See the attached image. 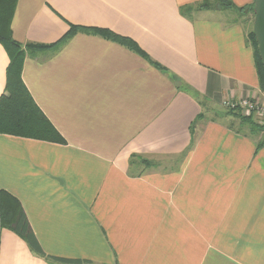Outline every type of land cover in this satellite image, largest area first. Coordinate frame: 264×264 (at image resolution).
I'll list each match as a JSON object with an SVG mask.
<instances>
[{
  "label": "crops",
  "instance_id": "1",
  "mask_svg": "<svg viewBox=\"0 0 264 264\" xmlns=\"http://www.w3.org/2000/svg\"><path fill=\"white\" fill-rule=\"evenodd\" d=\"M203 2L233 8L180 13ZM253 2L17 0L10 29L23 46L52 47L72 25L145 55L80 30L26 56L22 82L64 144L0 134V190L18 200L44 255L264 264L263 135L222 107L264 100L246 14L235 10ZM8 63L0 45V96ZM0 264L48 262L2 230Z\"/></svg>",
  "mask_w": 264,
  "mask_h": 264
},
{
  "label": "trees",
  "instance_id": "2",
  "mask_svg": "<svg viewBox=\"0 0 264 264\" xmlns=\"http://www.w3.org/2000/svg\"><path fill=\"white\" fill-rule=\"evenodd\" d=\"M17 0H0V45L6 52L9 63L6 68V84L4 94L0 96V134L9 135L19 138L33 139L55 144H64V140L50 122L45 118L42 112L34 103L32 97L24 86L21 79V72L26 56L36 55L39 52L46 51L60 45L63 41L70 38L77 31H83L88 34H98L107 40L114 41L135 53L145 57L139 47L131 40L116 36L109 31H100L93 29H79L70 25L67 34L61 39L60 43L52 47L42 45H21L17 43L11 34L10 23L14 14ZM225 6L233 8L230 3L218 2L216 5L210 2H203L198 5H190L180 8L182 15L188 14L193 10H208L214 6ZM241 14L251 13L254 17V2L251 6L241 9H236ZM248 42L253 50L254 63L258 77V88L264 94V70L257 52V44L253 31L248 33ZM156 69L166 72L162 67L157 64L151 63ZM173 79V78H172ZM173 81H175L173 79ZM179 86V84L177 83ZM228 113H233L228 111ZM201 116L197 117V120ZM242 120L250 122L251 117H241ZM196 120V121H197ZM262 131L261 127L253 126V129ZM194 144L193 131H190V144L191 148ZM264 146L263 142L258 144V148ZM135 158V157H134ZM149 166L147 161H142ZM132 160L130 161V167ZM2 230H8L22 239L36 256L44 259L48 264H90L86 261L79 260H65L55 257H48L44 255L40 246L29 228L26 217L17 199L9 193L0 190V234Z\"/></svg>",
  "mask_w": 264,
  "mask_h": 264
},
{
  "label": "built area",
  "instance_id": "3",
  "mask_svg": "<svg viewBox=\"0 0 264 264\" xmlns=\"http://www.w3.org/2000/svg\"><path fill=\"white\" fill-rule=\"evenodd\" d=\"M222 107L231 112H239L244 117L262 118L264 121V100L240 99L238 101H224ZM262 127L264 128V122ZM263 132V131H262Z\"/></svg>",
  "mask_w": 264,
  "mask_h": 264
},
{
  "label": "water",
  "instance_id": "4",
  "mask_svg": "<svg viewBox=\"0 0 264 264\" xmlns=\"http://www.w3.org/2000/svg\"><path fill=\"white\" fill-rule=\"evenodd\" d=\"M252 31L257 44V52L264 70V0H254Z\"/></svg>",
  "mask_w": 264,
  "mask_h": 264
},
{
  "label": "rangeland",
  "instance_id": "5",
  "mask_svg": "<svg viewBox=\"0 0 264 264\" xmlns=\"http://www.w3.org/2000/svg\"><path fill=\"white\" fill-rule=\"evenodd\" d=\"M253 20H254V17L252 16L251 13H247L245 15V22L247 23V24H245V27L247 28L248 31H252V29H253ZM231 115H232L233 118L237 119L241 123L242 126L247 127V129H249V131H252V132L258 134L259 136L260 135H263V139H264V128L262 127L264 121H263L262 118H255L254 116H252L250 122L253 125L251 126L248 121L242 120L241 113H239V112H233V113H231ZM253 126H257L258 129H260L259 127H261V129H262L263 132L262 131H257L255 128L253 129ZM135 161H137V160H134V163H135ZM132 162H133V160H132ZM149 164L150 165H155L156 163H149Z\"/></svg>",
  "mask_w": 264,
  "mask_h": 264
}]
</instances>
